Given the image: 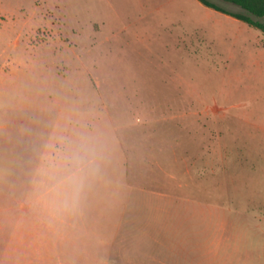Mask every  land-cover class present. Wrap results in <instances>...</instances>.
Wrapping results in <instances>:
<instances>
[{"label":"rangeland","instance_id":"rangeland-1","mask_svg":"<svg viewBox=\"0 0 264 264\" xmlns=\"http://www.w3.org/2000/svg\"><path fill=\"white\" fill-rule=\"evenodd\" d=\"M22 65L0 264L28 187L61 243L48 264H264V33L198 0H0V67Z\"/></svg>","mask_w":264,"mask_h":264},{"label":"crops","instance_id":"crops-1","mask_svg":"<svg viewBox=\"0 0 264 264\" xmlns=\"http://www.w3.org/2000/svg\"><path fill=\"white\" fill-rule=\"evenodd\" d=\"M20 66L13 68L11 71L4 70L0 67V104L6 101L10 109H17L19 112H24L30 108L31 95L29 79H25L27 71L24 65H22L23 67ZM15 70L17 73H21V76L15 78ZM8 106L6 107L8 108ZM2 107L4 106L0 105V109ZM40 109L41 108H39V110ZM20 124H22V131L25 135L24 123L21 121ZM4 126V124H0V128ZM39 160L44 164L46 158L43 157ZM40 167L41 166H39V170ZM40 175L39 172L33 181L41 183L44 180V175L43 177ZM22 192L24 195L26 194L28 196L25 195V202H18L15 200L14 202L18 204L17 209L13 208L11 205L6 206L7 213L14 210V212L10 213L8 216L6 223L7 227L14 231L13 236L9 239V242L14 247L12 250L13 257L10 258V260L15 264H48V262L52 263L53 261L62 263V255L58 253L56 249L57 245H61V243L56 241L57 239L47 237V228L45 224L32 223V221H35V217L41 214L42 210L40 208L38 209L31 202L29 187ZM36 198L37 196L33 199L34 203ZM16 213H21L23 216L21 217ZM1 228L2 225H0V229ZM53 231L55 232L56 230L53 229ZM64 236L62 232L59 234V238H63ZM243 262L244 264L247 263V261L244 260Z\"/></svg>","mask_w":264,"mask_h":264},{"label":"trees","instance_id":"trees-1","mask_svg":"<svg viewBox=\"0 0 264 264\" xmlns=\"http://www.w3.org/2000/svg\"><path fill=\"white\" fill-rule=\"evenodd\" d=\"M226 1L231 2V3L239 6L240 8H242L243 10L248 12L249 14L261 19L262 21L253 20L249 16H246L243 14L228 13V12L222 10L221 8H219L218 6H216L215 4L209 2L208 0H198V2H200L202 5H204L208 8H212V9L227 13V14L233 16L234 18L245 22L248 25H250L254 28H257L262 33H264V0H226Z\"/></svg>","mask_w":264,"mask_h":264}]
</instances>
